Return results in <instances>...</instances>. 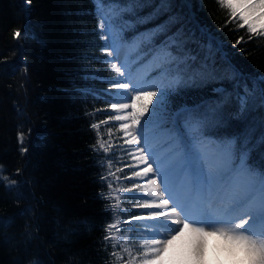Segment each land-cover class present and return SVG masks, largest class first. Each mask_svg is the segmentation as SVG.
<instances>
[{
  "label": "trees",
  "instance_id": "1",
  "mask_svg": "<svg viewBox=\"0 0 264 264\" xmlns=\"http://www.w3.org/2000/svg\"><path fill=\"white\" fill-rule=\"evenodd\" d=\"M22 2L0 0V218H12L0 224V264H120L111 255V242L103 239L110 212L101 177L112 175V165H126L119 164L123 157L114 147L121 144L118 124L102 123L115 114L110 81L117 76L103 52L100 5L118 8L113 17L124 36L159 34L167 25L166 39L173 43L174 36H184L185 26L170 24L169 13L181 19L187 15L192 34L179 41L181 50L188 45L184 59L199 58L202 66L206 59L215 60L221 51L211 41L217 39L226 50L221 59L227 55L245 74L264 76V35L255 36L246 26L238 27V20L230 21L231 10L219 0L192 1L195 20L209 33L196 32L199 27L178 0L159 12L152 6L160 0H145L138 16L125 0H30L27 16ZM166 63L159 62L153 72L161 73L166 81L162 87L168 89L176 77ZM211 88L179 89L168 104L196 105L211 95ZM153 107L155 102L149 109ZM164 112L149 115L153 126L172 124L175 115L169 119ZM241 127L233 122L228 132ZM98 141L109 150L100 149Z\"/></svg>",
  "mask_w": 264,
  "mask_h": 264
},
{
  "label": "snow or ice",
  "instance_id": "2",
  "mask_svg": "<svg viewBox=\"0 0 264 264\" xmlns=\"http://www.w3.org/2000/svg\"><path fill=\"white\" fill-rule=\"evenodd\" d=\"M29 2L30 0H23L21 4L26 16L31 11ZM97 2L102 4L105 0ZM219 2L231 10L230 21L238 20V27L246 26L247 32L255 36L264 35V0H250L242 5L230 0ZM125 3H130L132 9L137 11L145 0H125ZM152 7L159 12L173 6L170 0H160L158 6ZM238 8L243 10L237 12ZM105 21L108 28H105ZM169 21L173 26H185L184 36H174L176 43L169 41L166 39L169 34L168 26L165 25V30L159 34L153 31L141 36V51L152 48L158 56L166 59L165 66L175 69L174 87L165 89L135 79L127 61H121L119 66L116 63L109 65L118 78L110 81L111 87L118 90L114 98L128 100L130 103H112L110 107L115 110V114H109L108 119L102 123L119 122L118 129L123 133L119 139H123L124 143L116 147L125 151L132 148L138 153L139 163L145 165L140 171L133 169L132 177H148L153 174V178L147 180V185L155 187H145L144 191L148 195L141 194L138 197L151 202L134 205L147 209V216L129 217L123 222L117 217L106 226L107 234L103 239L106 243L111 242L113 257L123 259L122 254L128 253L123 264H167L168 258L188 255H194L200 260L204 254L205 237L218 234L229 242L230 255L240 256L247 264H264V76L242 73L230 63L227 55H223L221 59L222 52L217 53L215 60L206 59L205 66L196 57L185 60L188 45L184 44L181 50L179 41L192 34L188 30L191 21L187 15L181 19L171 13ZM113 22L106 16L100 27L107 32V37H102L105 39L106 55L119 59L118 39L111 31ZM196 32L201 33L202 29L197 28ZM14 35L19 37L21 33L16 31ZM201 38L205 43L209 42L207 33H203ZM211 42L216 48L222 49L215 40ZM157 44L160 46L156 47ZM223 69L230 71L225 72ZM122 80L127 82H121ZM209 84L212 85L211 95L200 103L192 106H169L168 101L179 89ZM149 88L157 90H146ZM153 97L157 99L152 112L164 109V114L169 119L173 115L176 117L171 125L175 133L172 141L175 147L170 154L173 159L167 163V158H155L143 134L141 119L149 112ZM145 98L148 103H140L138 108V102ZM151 119V116L146 118L144 124ZM233 122L242 127L239 131L229 133L228 129L233 126ZM99 126L92 125L97 130ZM220 129H223V133L218 131ZM109 133L111 134V129ZM210 134L216 136L218 141V155L215 157H210L202 150L204 138ZM20 139L22 142V134ZM99 148L106 152L109 150L104 143H99ZM253 157L259 159L261 164L256 165ZM174 170L183 177L179 185L169 181V173ZM242 176L247 179L242 180ZM101 179L106 180L107 177ZM125 179L132 183V188H141L131 178ZM109 187L111 188V183ZM124 192L137 198L131 189H125ZM110 207L119 209V196L116 197V204ZM11 219L0 218V224L7 225ZM134 222L144 225L140 230L141 235H132ZM121 224L128 229L122 234ZM186 234L193 237L192 241L182 249L176 248V242ZM161 236L165 238H157ZM130 239L141 241L138 249L142 250H138L136 255H132ZM117 246L121 249L120 253L115 251Z\"/></svg>",
  "mask_w": 264,
  "mask_h": 264
},
{
  "label": "rangeland",
  "instance_id": "3",
  "mask_svg": "<svg viewBox=\"0 0 264 264\" xmlns=\"http://www.w3.org/2000/svg\"><path fill=\"white\" fill-rule=\"evenodd\" d=\"M180 1L185 7H187L189 9V16L194 20V23L201 29H203L204 31H206L207 33H209V31L207 30V28L202 27V25L200 23H198L197 20H195V15L194 12L192 10V1L193 0H178ZM230 2L234 3L233 0H230ZM235 4V3H234ZM101 7V12L103 14L104 17H108L109 19L114 21V8L111 4H104V5H100ZM243 9L238 8L237 12L242 11ZM105 28H108V23L107 21L105 22ZM111 31L113 32V34L116 35L117 39H118V46L120 47V56L119 59H113L112 57H110V59H112V61L114 63H116L118 66L120 65L121 61H127L129 66L131 68H134V70L136 69H140L141 66H144V64H141L140 62L141 59L143 58V54L141 51V48L143 47V44L141 42V36L143 34H146V32H139L137 34H134V38L135 40H131L129 43H127V40H122L123 39H128L124 37V34L122 33V30L116 26V22L114 21L111 25ZM102 34L104 35V37H107V32H105L104 30H102ZM216 42L218 44L221 45V42L217 39H215ZM111 50V49H109ZM220 51L222 53L225 54L226 50L224 48H220ZM147 52H150V49L148 48ZM115 55V53H114ZM160 58L163 56H159ZM150 60V59H149ZM146 65H149L150 63H146ZM135 70V71H136ZM143 68L140 69V71H142ZM139 71V70H138ZM137 72V71H136ZM132 74H134V72L132 71ZM141 81L149 84L151 82V79H146L145 76L141 77ZM121 82H125L124 80H122ZM164 88V87H161ZM152 89V88H150ZM147 89V90H150ZM153 90H157V89H153ZM115 91L117 92L118 90L115 89ZM152 91V90H150ZM157 97H153L152 98V103L149 104V107L156 101ZM117 102L119 103H130V101L128 100H124V99H120L117 100ZM140 103H148L147 98H145L144 100H142L141 102H138L137 107L139 108V104ZM149 115L151 116H155L157 117L158 113L152 112V110L149 109L148 113H145V117L141 119V124L144 125L143 127V134L144 136L147 138L148 141V145L149 147L153 150V154L155 156V158L157 160H161V159H165L166 163L168 161H171L173 159V156H171L170 154L173 152V149L175 147L174 143L172 142V136L171 133H167V130H170V126L168 127H158V126H153L152 120H154V118L151 119V121H149L146 125L144 124V121L147 117H149ZM115 124H119V122L114 121ZM167 129V130H165ZM165 130V131H164ZM150 131V132H149ZM112 132V131H111ZM117 132H118V126H117ZM121 133V137L123 136V133L120 131ZM167 133V134H166ZM166 134V136H165ZM171 140L169 142H166V139ZM119 142L121 144L124 143L123 139H119ZM166 142V143H165ZM114 147L117 149L118 148V152L120 153V158L123 159L119 160V164L120 165H126L123 168H120L119 165L117 166H113L111 167V174L109 175V177L105 180V185L107 187V196L109 194V207H107L109 209V217L107 219V225L112 223L117 217H119V219L123 222L125 220H128L129 217H146L148 214V210L144 209V208H139V207H134V205L137 204H144L146 202H151V201H145L142 199H139L138 197L143 194L145 196L148 195V192L144 191V188L147 187L149 189L154 188L153 185H147V180L151 179L152 176L151 174H149L148 177H132V170H136V171H140L143 167H145L144 164H140L137 156L138 153H135L134 150L132 148H128L126 151L119 149V147H116L114 145ZM202 150L206 151L207 154L210 157H215L216 153H218V142H214L213 144H208V143H204L202 145ZM122 156V157H121ZM152 157H149V162H151ZM123 160H126L125 162H123ZM109 161V160H108ZM116 164V163H114ZM122 165V166H123ZM153 167L155 168L156 165L154 164ZM125 177H129L131 178V181L141 185L140 189H134L132 188V183H130L128 180L125 179ZM242 180L245 179V177H241ZM180 180V176L177 175V171L174 170L172 172L169 173V181L170 183H173L174 185H179V183L181 182ZM246 180V179H245ZM109 183H111V188L109 187ZM125 189H131L132 192H134L136 194L137 198H133L132 195L129 194H125L124 190ZM162 190V189H161ZM119 196V204L120 207L118 210H114L112 207H110V205H114L116 204V197ZM106 225V226H107ZM121 234L124 231H128V229L121 224ZM144 227V225L142 223H133V230H132V235L133 236H138L141 235V231ZM105 234H107L105 232ZM158 239H164V237H157ZM208 238L205 237V240ZM193 237L190 234H186L184 237L181 238V240L176 242L175 247L178 249H182L184 248L187 244H189L192 241ZM121 243H123V241H121ZM141 243V241L139 240H133L130 239L129 240V245H132L131 248V252L132 255H136L138 250H142V249H138V245ZM127 247V245H126ZM116 252L120 253L121 249L119 246H117V248L115 249ZM123 259H127L128 258V253H123ZM123 259H121L120 264H123ZM167 264H247V261L241 259L240 256H238L237 258H235L234 260H232L231 262H227L226 260H224L223 258H220L212 249L210 244H207V247L204 250V254L202 256V258L200 260H197L195 258L194 255H188V256H183V257H172V258H168Z\"/></svg>",
  "mask_w": 264,
  "mask_h": 264
},
{
  "label": "bare ground",
  "instance_id": "4",
  "mask_svg": "<svg viewBox=\"0 0 264 264\" xmlns=\"http://www.w3.org/2000/svg\"><path fill=\"white\" fill-rule=\"evenodd\" d=\"M233 1L235 4H241V5L250 2V0H233ZM186 9L187 11H189L187 7ZM207 243L210 244L213 250L227 262H231L232 260L238 257V256H233L229 254V251H228L229 242L226 241L225 238L220 237L218 234L208 236V238L205 240L204 250L207 246Z\"/></svg>",
  "mask_w": 264,
  "mask_h": 264
}]
</instances>
